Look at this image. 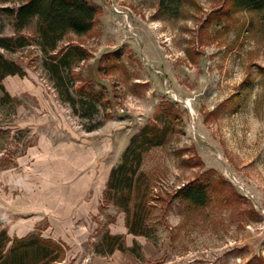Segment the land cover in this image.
I'll list each match as a JSON object with an SVG mask.
<instances>
[{"label": "rangeland", "instance_id": "1", "mask_svg": "<svg viewBox=\"0 0 264 264\" xmlns=\"http://www.w3.org/2000/svg\"><path fill=\"white\" fill-rule=\"evenodd\" d=\"M90 1L99 13L79 39L92 55L79 71L96 82L84 88L99 99L93 118L62 101L37 46L0 48L27 71L5 78L16 99L0 103L8 234L54 240L63 264L92 253L106 264H264V6L183 0L169 16L159 0ZM13 34L0 17V35ZM145 126L169 133L134 150L140 183L126 209L105 190ZM199 189L200 203L187 199ZM143 208L145 235L129 233ZM107 233L124 248L98 253Z\"/></svg>", "mask_w": 264, "mask_h": 264}, {"label": "trees", "instance_id": "2", "mask_svg": "<svg viewBox=\"0 0 264 264\" xmlns=\"http://www.w3.org/2000/svg\"><path fill=\"white\" fill-rule=\"evenodd\" d=\"M182 1L159 0L158 3L165 14L176 16ZM234 1L245 8L260 9L264 6V0ZM0 6V17L9 20L14 33L0 35V48L14 52L32 45L37 46L42 54L41 66L62 101L70 105L81 118H93L99 112V99L90 93L85 94L84 88L88 84L95 85L96 82L92 77L89 80L83 79L79 71L82 63L88 62L92 55L79 39L94 30L99 13L97 6L90 0H0ZM100 71L97 63L94 66L96 76ZM26 74L22 65L0 52V103L7 104L16 99L7 91L3 83L5 78ZM168 133V128L161 131L159 128L145 126L136 134L120 165L111 171L105 195L118 196V204L128 209L133 189L137 182L140 183L136 178L137 170L134 165L140 166L142 152L134 156V150L143 146L142 139L145 140L148 136H151L152 145H159L165 141ZM200 190L202 189L190 190L186 195L187 199L200 203L204 196L199 194ZM143 210L144 208L134 214L133 220L128 216L126 225L129 233L145 235L142 229ZM123 245L122 236L107 233L97 247V252L111 254L117 249L122 250ZM64 259L63 248L54 240L43 238L35 232L21 238H12L0 219V264H63Z\"/></svg>", "mask_w": 264, "mask_h": 264}, {"label": "crops", "instance_id": "3", "mask_svg": "<svg viewBox=\"0 0 264 264\" xmlns=\"http://www.w3.org/2000/svg\"><path fill=\"white\" fill-rule=\"evenodd\" d=\"M95 254V252H94ZM103 257H99L92 254H87L81 258L82 264H106ZM108 264V263H107Z\"/></svg>", "mask_w": 264, "mask_h": 264}]
</instances>
